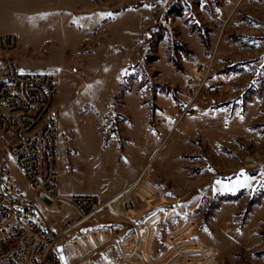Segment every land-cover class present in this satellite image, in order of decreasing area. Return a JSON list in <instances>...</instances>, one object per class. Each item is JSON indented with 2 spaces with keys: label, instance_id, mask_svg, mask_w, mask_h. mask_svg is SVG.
Returning a JSON list of instances; mask_svg holds the SVG:
<instances>
[{
  "label": "rangeland",
  "instance_id": "374dc122",
  "mask_svg": "<svg viewBox=\"0 0 264 264\" xmlns=\"http://www.w3.org/2000/svg\"><path fill=\"white\" fill-rule=\"evenodd\" d=\"M0 33L23 72L58 80L61 194L104 201L124 176L121 193L158 192L132 198L150 263L264 264V0H0ZM206 62L221 92L192 102L183 85ZM101 220L121 246L134 231ZM72 239L50 264H82ZM119 256L111 243L86 263Z\"/></svg>",
  "mask_w": 264,
  "mask_h": 264
},
{
  "label": "built area",
  "instance_id": "2783aa9c",
  "mask_svg": "<svg viewBox=\"0 0 264 264\" xmlns=\"http://www.w3.org/2000/svg\"><path fill=\"white\" fill-rule=\"evenodd\" d=\"M18 46L17 35L0 33V264H50L58 244L68 236L73 238L82 264L111 243L118 247L120 255L115 264H154L150 263L153 253L148 229L144 237L140 229L137 233L138 222L131 212L136 208L133 197L153 200L158 192L154 191L151 198L133 189L106 201L96 195L61 194L56 104L59 83L52 73L23 72L15 57ZM211 70L212 64L207 62L191 69V77L183 87L192 93V102L203 90L209 95L221 92V84L211 80ZM13 165L44 205L62 215L59 229L38 213L18 183ZM103 214L115 218V223L124 221L133 226L134 231L123 246L114 239L113 222L101 220ZM86 228L88 232L84 231ZM183 229L169 235L172 244L177 240L181 245L178 253L170 254L172 257L186 246Z\"/></svg>",
  "mask_w": 264,
  "mask_h": 264
},
{
  "label": "crops",
  "instance_id": "0c3cea01",
  "mask_svg": "<svg viewBox=\"0 0 264 264\" xmlns=\"http://www.w3.org/2000/svg\"><path fill=\"white\" fill-rule=\"evenodd\" d=\"M157 152H158V151H157ZM157 152H156V153H157ZM156 153L154 154V156L156 155ZM154 156H153V157H154ZM130 182H131V180H129V179H127V178H125V177L123 176V181H122V184L120 185V187L117 188V189H115L114 191H112L111 194L107 197L106 200H109L110 198L116 196L117 194H120L123 190H125V189L128 187V185L130 184ZM25 192H26V191H25ZM26 193H27V192H26ZM27 194H28V193H27ZM62 195H63L64 197H69V196H66V195H64V194H62ZM28 196L32 199V202L34 203V205H35V207H36L38 213H39L42 217H45V218L48 219L49 216L51 215V213H50L48 210H46V208H48V207H46V206L44 205V200H43L41 197L35 195L32 191H31V194H28ZM70 196H72V195H70ZM106 200H104V201H106ZM48 221H49V220H48Z\"/></svg>",
  "mask_w": 264,
  "mask_h": 264
}]
</instances>
